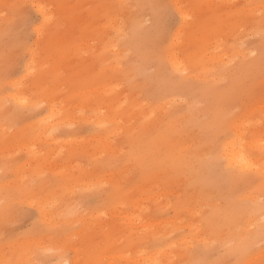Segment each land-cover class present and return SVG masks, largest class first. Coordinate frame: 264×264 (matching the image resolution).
<instances>
[{"label":"rangeland","instance_id":"rangeland-1","mask_svg":"<svg viewBox=\"0 0 264 264\" xmlns=\"http://www.w3.org/2000/svg\"><path fill=\"white\" fill-rule=\"evenodd\" d=\"M0 264H264V0H0Z\"/></svg>","mask_w":264,"mask_h":264},{"label":"bare ground","instance_id":"bare-ground-1","mask_svg":"<svg viewBox=\"0 0 264 264\" xmlns=\"http://www.w3.org/2000/svg\"><path fill=\"white\" fill-rule=\"evenodd\" d=\"M231 158H232L231 160H233V162H237V155H235V156L232 155ZM239 161L242 162V160H239Z\"/></svg>","mask_w":264,"mask_h":264}]
</instances>
